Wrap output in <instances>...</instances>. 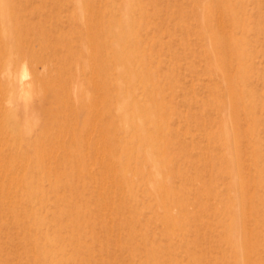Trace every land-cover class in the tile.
<instances>
[{"label":"rangeland","instance_id":"1","mask_svg":"<svg viewBox=\"0 0 264 264\" xmlns=\"http://www.w3.org/2000/svg\"><path fill=\"white\" fill-rule=\"evenodd\" d=\"M5 1L0 264H264V0Z\"/></svg>","mask_w":264,"mask_h":264},{"label":"bare ground","instance_id":"2","mask_svg":"<svg viewBox=\"0 0 264 264\" xmlns=\"http://www.w3.org/2000/svg\"><path fill=\"white\" fill-rule=\"evenodd\" d=\"M7 5H8V3L5 0H0V88H2V89H0L1 90V93H0V112H1V123H2L3 133H7V131H8L11 134H13V132L15 131V124H16L18 119L14 115H12L11 112H8L5 109L4 100H5V97L8 95L7 86H10V88H12L11 90H9L10 91L9 93L11 95H14L13 88H16V91H17L16 93L17 94H21V93L25 92L27 87H29L34 81L33 82L32 81L31 82H26V80H25L26 75L24 73L21 74L20 78H18L15 82H11L10 81V78L13 75L12 65H13V63H16V64L19 63L18 56L20 54H19L18 48H17L18 44L13 40L12 35L10 34L7 37H5L2 34L3 32L8 30L7 21L5 20V12H6ZM82 8H83L82 4H81V6L79 4V9L78 10H79V13L81 14L79 18H80V20L82 19L83 22H84L85 19L82 17V13H83ZM90 47L91 46H87L86 47L85 50H86L87 53H88ZM226 47H227V45H226ZM227 49H228V47H227ZM120 50H121V45L120 44H117V45L114 44L113 51H114L115 57H117L116 54ZM93 52H95V51H93ZM225 52L227 54V51H225ZM119 69L122 72L123 71L127 72V73L129 72V70L127 68H125L124 66L123 67L120 66ZM38 85L40 86V84H38ZM127 87L129 88V85H127ZM17 136H18V134H17ZM228 142H229V140H228ZM15 144H17V143H14V145ZM103 151H104V149H103ZM113 168H112V170H114Z\"/></svg>","mask_w":264,"mask_h":264}]
</instances>
